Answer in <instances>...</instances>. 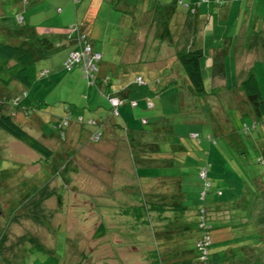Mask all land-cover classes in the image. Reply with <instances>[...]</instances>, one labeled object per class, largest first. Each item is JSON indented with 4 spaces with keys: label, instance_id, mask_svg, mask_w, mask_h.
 Returning a JSON list of instances; mask_svg holds the SVG:
<instances>
[{
    "label": "rangeland",
    "instance_id": "374dc122",
    "mask_svg": "<svg viewBox=\"0 0 264 264\" xmlns=\"http://www.w3.org/2000/svg\"><path fill=\"white\" fill-rule=\"evenodd\" d=\"M163 2L170 4L171 15L161 7ZM95 3L94 0H81L76 5L72 0H0V39L16 41L10 36L8 24L20 28L23 22L58 25L74 21L76 16L78 20H87L90 40L102 50L99 62L108 70L112 64L119 66L115 72L111 70L113 88L124 86L128 91L126 96L117 93L123 101L118 105V113L113 114L107 96L95 84H87L78 65L71 70L63 67L69 51L66 45L40 59L39 43L21 37L23 42L33 44L36 69L45 66L49 72L44 76L36 73L29 85L18 81L8 86L0 84V100L3 110L15 111V120L48 145L52 153L45 157L0 128V264H151L150 254L155 248L160 250L161 259L172 261L174 257L166 256L161 241L163 234H167L163 232L167 219H160L156 211L144 208L142 215L136 217L131 206L142 204L145 198L153 202L156 195H150L151 201L147 194L145 197L150 190L165 196V203L175 201L180 187L186 209L181 214L168 210L164 213L169 221L177 222L169 223L168 229L171 235L179 234L181 247L196 253L193 241L200 234L198 206L211 207L231 200L234 202L230 205L231 212L250 205V213L232 215L234 223H243L234 228H219L220 218H210L213 229L209 263L217 264L233 256L232 250H241L238 247L243 242L241 232L244 224L250 222L263 228L262 235L259 234L262 236L259 253L260 264H264V161H260L264 160V116L254 124L244 92L237 88L234 47L230 54L224 52L223 60L228 65L223 79L228 81L217 78L219 65L215 52L223 27L217 28L212 23L213 30L204 25L197 30L181 24L194 14L205 16L204 3L192 14L178 0H115L116 5L99 0L97 8ZM236 3L237 7L240 3L246 8L247 13L241 10L239 15L245 14L244 19H236L234 9L230 12L223 7L222 13L232 28L236 27L235 20L249 26L245 48L249 43L252 46L246 55L254 64L253 71L264 96V0H236ZM56 5L62 7V12H55ZM124 8L134 9L133 14L126 13ZM15 12L23 14V22L14 16ZM41 12H47L50 18L40 16ZM145 14L148 21L157 18L160 28L162 20L167 27L171 21V31L172 25L177 28L179 23L181 38L188 36L182 51L202 49L199 65L205 93L193 90L182 63L175 54L171 55L172 46H167L166 37L160 42L159 38L151 40V36L142 41L147 25L141 24L140 34L137 25L146 20ZM227 34L226 30L223 39ZM241 37L244 38L243 33ZM201 39L203 45H197ZM180 43L181 39L177 44ZM242 44L243 41L239 54L242 51L244 55ZM19 85L26 90L21 95L24 102L35 106L29 115L18 110L12 101L15 94H22ZM131 99H136L137 105L133 106ZM66 106L73 118L81 114L85 120L94 118L102 123L101 138L92 140L93 126L75 120L69 126L79 128V140L71 141L68 131L60 138L54 123ZM34 116H39L41 122L32 120ZM194 131L199 133L197 137L191 135ZM132 133L135 140L130 137ZM143 148L145 153L157 149L166 154L167 160L145 165L138 160ZM206 160L211 188L206 198L200 199L202 183L198 169ZM218 188L222 189L221 194L217 193ZM257 193L261 196L256 197ZM127 207L129 211L125 210ZM224 208L222 205L217 211L213 208L212 215L221 217ZM101 222L105 232L95 236ZM178 222L190 229L181 230ZM224 261L233 264L227 258Z\"/></svg>",
    "mask_w": 264,
    "mask_h": 264
},
{
    "label": "trees",
    "instance_id": "16d2710c",
    "mask_svg": "<svg viewBox=\"0 0 264 264\" xmlns=\"http://www.w3.org/2000/svg\"><path fill=\"white\" fill-rule=\"evenodd\" d=\"M79 1H81V0L74 2V5H76L77 2H79ZM114 1L115 0H109L111 5H116L114 3ZM179 1L182 2V0H179ZM194 10H195V8H194ZM124 11L129 12L128 9L126 10L125 8H124ZM18 13L22 15L21 21L23 22L24 17H23L22 13H20V12L14 13V16H16ZM8 15L10 16V14H8ZM19 27L20 28H16L14 26H11L10 24H8V26H7L8 30L10 31V36L13 39H16V41L15 40L0 39V84L2 86H8L13 81H18L19 83H22L24 85H29L31 83V81L33 80V78H35L36 73H37V75L38 74L43 75V74H47L49 71V69H46V68H44V70H45L44 73H40V71H42L43 69L36 71V67H35L36 51H35V49H33V46H32L33 44L30 45L31 43L29 44V42H27V41L23 42V40L21 38V37L33 38L34 42H38L39 45H41L42 43L37 38L39 36L36 34L35 31H33L31 29L30 25H28L27 22H23V25L19 26ZM80 28H81V25H80ZM81 30H82V28H81ZM87 38L91 42L90 36L87 35ZM70 39H73V38H70ZM73 41L75 42L74 39H73ZM67 54H66V56H67ZM201 55H202V49L201 48L188 49L187 51L180 50V51H177V53H176L177 59L182 63L184 70H185L186 74L188 75V77L191 81L193 90L199 94L206 92L204 84H203V80H202L201 66L199 65V57ZM66 56L64 57V59L66 58ZM101 57H102V53H101ZM64 59H63V61H64ZM62 64H63V62H62ZM63 67L65 68L64 64H63ZM71 69H67V70H71ZM85 79L87 80L86 77H85ZM99 79H100L99 75H97V83L90 84L89 81L87 80V84L90 86L95 84L98 88V86L101 85V81H99ZM110 83H111V81L109 79V81L106 82V84L109 85ZM239 87L244 92L243 93L244 98L249 103V110H250L252 117L254 119V124H256V121H261L262 117L264 116V96H263L262 91H261L262 89L260 88L259 80H258L255 72L253 71V69H250V71L244 76V79H242V81L240 82ZM98 89L102 91V89H100V88H98ZM23 94H25V92L22 93L21 95H23ZM21 95L15 94L13 96V99H12L13 103L16 106H18V110L19 109H22L23 111L29 110V109L33 110L35 108V106L29 105L28 103L24 102L23 98H21L22 97ZM111 96H115V95H107V99L110 103V107H112V113L114 114L115 113L114 112L115 106L110 101ZM119 98H121V97H119ZM131 100H136V99H131ZM122 101H123V99H122ZM2 103L3 102L0 100V128L5 130L6 132L10 133L11 135H13L15 138L23 141L28 146H30L32 149L41 153L43 156H45V157L50 156L52 153V149L48 145H46L43 141H41L37 137L30 134L18 121L15 120V118H14V116L16 114L15 111H11V112L4 111ZM136 104H137V100L133 106H135ZM118 105L116 106V108H117L116 113H118ZM147 105L150 106L151 104H148V102H147ZM64 111L65 112L59 118H57L55 120V123H54V128L57 130L58 136H59V131H61V130H65V133H66L67 128L69 127L70 123L73 120L77 121L78 123H88L87 122L88 119L85 120L81 114H78L77 117L73 118V116H72L71 112L68 110L67 106H66V109ZM66 113H68L70 115L69 123L67 125H65L66 127L65 126L64 127H58V124L61 122L63 116ZM79 116H81V120L78 119ZM89 119L93 120V122L88 123V124L92 125L93 129L98 128L99 130H101V132L103 134L102 123H100L97 119H94V118H89ZM129 132L130 131L127 132L128 135H129ZM198 134L199 133L195 132V131L191 133V135L193 137H197ZM60 138H62V137H60ZM260 161H264V160L261 158ZM208 163H209V161L206 160L205 162H203V164L199 165V169H198L199 177L201 178V183H202V187L199 191V198L200 199H205L207 193L209 192V190L211 188V181H210V179L207 178L208 174L206 177L207 178L206 180L209 182L208 185L205 184L204 178L200 176V170L203 166L206 167V171L208 173V170H207ZM202 191L204 193L203 197L201 196ZM217 193L221 194L222 189L218 188ZM255 195H256V197L261 196V193H257ZM60 199L61 198L59 197V200ZM160 200L161 199L156 201V199H155V200H153V202H147V201L145 202L144 201L142 204H138V205L134 204L133 206H131V211H136V212H132V213H134V215L136 217L137 216L139 217L142 215V208H144L145 211H156L157 215H159V218L162 219V218L167 217V216H164V214H163L166 210H169V211H172L175 213L177 212V213L181 214L187 207L182 202L172 201L169 203H164V201H160ZM231 203H234V202L233 201L231 202V200H225V202H222L220 204H215L211 207L206 206L204 204L197 207V211H196L197 228L200 230V234L197 235L193 241L194 242L193 248L195 249L196 253L193 254L191 251H189V250L187 251L188 254L190 252V254L193 255V256L191 255L190 257L188 256L189 260L193 262V263L190 262L191 264H210L208 256H209V248L211 247V244H212L211 230L213 229V225L209 221L211 217L212 218L213 217L214 218H220L221 224H219L220 225L219 228H221L223 226H227V228L228 227L234 228L235 226H237L239 224H243V223H234L232 221V219H233L232 215L243 216L241 214L243 212L246 214L250 213V205H249V207H248V205L242 206L241 208L235 210L234 212H231V210H230ZM220 205L225 207L224 208L225 210H223V213H222L223 215L221 217L220 216H213L214 214L212 215V209L215 208L217 211L218 206H220ZM125 210L129 211L130 207L125 208ZM207 212L210 213L209 214L210 216L207 215ZM202 221L204 222L203 226L200 225V223ZM170 222H171V225L174 223L173 221H170ZM246 222H248V221L247 220L244 221V223H246ZM245 226H246V228H245ZM257 226L258 225L256 223H254V225H252V224H250V222L248 224H244V228L242 229V232H241V236H242L243 240H240L243 242H240L238 245L239 249H241V250H237V249L232 250L233 256H231V257L227 256L226 257L227 260L231 261V263H233V264H236V263L260 264L261 263L260 259H262V258H261V255L259 252L261 250L260 245L262 242L260 239L262 236H259V234L262 235V229L263 228L261 229ZM168 227H170V224L167 226V228H165L163 230V232H167L169 239L172 240L170 243L175 244V241H176V238H174L175 235L170 234V232H169L170 230L168 229ZM175 227H176V225H175ZM187 229H190L189 227H187V224H185V226L181 227V230H183V231H185ZM166 230H168V231H166ZM104 232H105V225L103 222H101L96 227L94 235L95 236H101L104 234ZM204 233H207L209 235L210 242L207 245L206 259H201L200 251L197 247V241L203 237ZM188 249H190V248H188ZM228 250H230V249H228ZM151 256H152L151 264H164L163 263L164 261L168 262L167 264H176L177 263L176 258H174L172 261H170L168 258L161 259V257H160L161 252H160V250H158L156 248H155V250L152 251ZM170 257H172V256H170ZM226 258H224L223 260H220L217 264H226L227 261H224ZM167 260H169L170 262Z\"/></svg>",
    "mask_w": 264,
    "mask_h": 264
},
{
    "label": "crops",
    "instance_id": "0c3cea01",
    "mask_svg": "<svg viewBox=\"0 0 264 264\" xmlns=\"http://www.w3.org/2000/svg\"><path fill=\"white\" fill-rule=\"evenodd\" d=\"M94 1L96 2L94 7L97 8V1L99 2V0H94ZM103 1L104 0H101V2H103ZM106 1H109V0H106ZM238 1L240 2V0H238ZM163 3H165V4L162 5L161 7L168 11V15L169 14L171 15L170 12L172 10L170 9V4H168V2H163ZM181 3H183V2H181ZM203 3L205 4L204 8L206 9L205 11L203 10L204 12H206L205 16H203V15H199L198 16V15L194 14L191 18H189V19L186 18L185 22H183L181 24L184 25L186 28H188V26H190L192 28H196L197 30H200L203 25H204L205 28L206 27L212 28V26H211L212 23H213V25L216 24L217 28L220 27V26L223 27V29H222L223 36L221 38L220 37L217 38V41H218L217 46L218 47L216 48V52H215V56H216L215 59L217 60V65H219V67H217L218 68V71H217L218 73H216V71H214V72L217 74L218 80H220V81H228V79L227 80L223 79L225 77L226 73H227L226 72V66L228 65V63L224 62L223 58H224V56H226L225 55L226 50L230 54V51H231L232 47H234V50L232 51V55L236 58V61H235V63H236V65H235L236 66L235 67L236 68L235 76H236L237 82H238V87L237 88L239 90H241V88L239 87L240 82L242 81V79H244V76L250 71V69L254 68V66H253L254 64L251 63L250 58H248L247 55H246L248 53V50L251 48L252 43L248 44V46H247L248 48L247 49L245 48L246 47V41H247V39L245 37V34H246L249 26L245 25L246 26L245 27L244 26V22L240 23V21L235 20L236 21V27L235 28L230 27V25L228 23H226V21H225V14H223L224 12L222 13V9L224 7V9L226 8L227 10H230V12H231L232 9H234V12L235 11L237 12V15H236V19H237V17L238 18L241 17V16H239L241 14L240 13L241 10H243L245 12L246 8H243L240 3H239V7H237L236 0H187L183 4L188 7V9H187L188 13L192 14L193 12L197 13L198 12L197 6H199V5L203 4ZM73 4H74V1H73ZM191 6L194 7L195 10H191V8H192ZM60 7H61L60 5H56V8H55L56 11L55 12H62V7L61 8ZM96 8H94V10H96ZM14 9L15 8H13V11H14ZM133 12H134V9L129 11V13H132V14H133ZM15 13H17V12H15ZM126 13H128V12H126ZM245 13H247V12H245ZM75 14H76V12H75ZM145 15H146L145 18H146L147 21L143 20V19L140 20V17H138V15H136L139 18V20H140V23L138 22V25H137V30H138L139 34H140L139 31L142 29L141 28V24L143 22H145V24L147 25L146 29H145V32H144V35H143V38H142L143 42H146V39L149 36H151V40L159 38V42H160V39H162V37H166L167 40H168L167 41L168 43L166 42L167 46H170V47L172 46L171 47V49H172V54L171 55H174V54L176 55L177 51H180L181 49L184 48V46L186 45L188 36L187 35H183V37L181 38L182 32L180 34L179 23L176 22L177 25H178L177 26L178 29L176 28V26L172 25V31H171L170 30L171 21H170V23H168L169 26L167 27L164 24L165 21L162 20L163 26H162V28H160L161 27V22H159V20L157 18L151 17V19L148 21V19H147L148 16H147V14H145ZM40 16H44V17L47 16L46 17L47 19L50 18L49 17L50 15L47 14V12H41ZM44 17H43V21H45ZM53 17L54 16H52L51 19ZM205 18H206V20H208L207 23H205ZM241 18L244 19L245 18V14L242 15ZM201 21H202V23H201ZM75 22L79 23V25H81L82 30L88 36H90V28H89V25L87 24V20H78L77 16H76V19L74 21H70L69 23L58 24V25H49V24H45L44 22H41L42 24L38 23V22H36L35 24H30V22L29 23L27 22V24L30 25L31 29L33 31H35L36 34L39 36L37 38L42 43L38 47V49H40L39 50L40 59L43 58V57L44 58L47 57L48 54L51 53L50 51H53L57 47H64V45H66V47H67L66 50L70 51L71 47L75 46V42L73 41V39L67 38L66 33H65L66 30H67V27L71 23H75ZM220 22H223L226 25H222ZM173 24H175V20H173ZM230 28H232V29H230ZM212 30H213V28H212ZM226 30L228 31V34H227L226 38L223 39L225 37L224 33L226 32ZM258 30H260V28H258ZM138 33H137V38L139 37ZM242 33L244 34V38L241 37ZM176 35H177V38H176ZM178 37H179V39H181V43L180 44H177L178 41H179ZM54 41H55V45H54ZM138 41H139V38H138ZM174 41H176V44L173 43ZM241 41H243L242 48H245L244 49V51H245L244 55H246V56L241 54L242 51L239 54V44H240ZM48 43L50 44V46L48 45ZM197 43H198L197 45H203L204 39L199 40ZM222 43H223V46L221 47ZM91 44L93 45V47L95 49L101 51V53H102V50L100 48L98 49L96 44L92 43V41H91ZM137 49H139L138 45H137ZM165 52H167V49H166ZM137 53H139L138 50H137ZM102 57H103V54H102ZM102 57H101V59H102ZM140 58H141V56H140ZM101 59H100V61H101ZM35 67H36V63H35ZM44 68H46V67L42 66V67L36 69V71H39L40 69L42 70ZM99 68L100 69H99V74L98 75H99V78H100L99 81H101V85H99L98 88L102 89V91L100 90L102 94H104L105 96H107V95L119 96L117 93H119L120 95L122 94V96H126V94H128V91H127L126 87L122 86L118 90H115L117 88H113V86H112V76H111L112 73H111V70L114 69V72H115L119 68V66L117 64H112L111 68L108 70L106 65L102 64L101 62H99ZM46 69H48V68H46ZM40 73H41V71H40ZM44 75H47V74H43V75L40 74V76H44ZM109 79H110L111 83L109 85H107L106 82H108ZM12 84H13V82H12ZM14 84H18V83L15 82ZM22 86L23 85H19V89L22 90V93H24V92L26 93L25 87H22ZM243 96H244V94H243ZM21 98H23V97H21ZM147 99H149V98L147 97ZM150 101H151V98H150ZM108 105L110 107V103L109 102H108ZM67 108H68V106H67ZM65 109H66V107H65ZM29 110H25L24 113L29 115L32 111L35 110V108L33 110H31V109H29ZM60 116H58V118ZM32 120H36L39 123L41 122V119H40L39 116H36V117L34 116L32 118ZM32 120H30L31 124H32V122H31ZM67 131H68V133H67ZM127 131H128V129H127ZM66 133L71 135V141L79 140V138H80V130H79V128H77L75 126L74 127L73 126L72 127L69 126L67 128V130H66ZM130 137L132 139H134V140L136 138V136H133V133H132V135ZM147 145H148V147L155 149L151 145H149V144H147ZM156 150H154L152 152L147 151L145 153L144 152L145 150L143 148L141 153L138 154V160H142V162H144V164L148 165V166L152 165V163H156V164L157 163L158 164L159 163H164L167 160V159L166 160L164 159V157L166 158V154H163L161 151H156ZM71 156H73V158H74L73 154H71ZM70 159H71V157H70ZM141 180L147 181L149 179H141ZM2 185H3V183H2ZM178 190L179 191H178L177 198H173V199H176L175 201L182 202L183 198L181 199V197L183 196V192L181 190V187L178 188ZM146 194L148 195V198L150 199V201H151L150 195L152 197H154L156 195L157 197L154 198V199L152 198L153 200L161 199L160 201H164V203L167 202V199H166L165 196L160 195V193L156 194L154 190H150L149 192L146 191L145 197H146ZM145 201H146V198H145ZM163 214H164V216H167L165 218V219H167V222L163 226V229H165V228H167L166 225H169V223L171 224V222L169 221L168 215L165 214V213H163ZM175 223H177V222L174 221L173 224H175ZM178 223H180V222H178ZM180 224H181V227L185 226V223L181 222ZM176 226H178V225L176 224ZM174 235H176V234H174ZM178 235L179 234L176 235L177 237L174 236V238H176L175 244H171L170 242L172 240L169 239L168 234H163V237H162L161 241H162V244H164V246H165L164 252H165L166 256H172V257L176 258V260H177L176 264H189L192 261L189 260L188 256L190 257L192 254H190V252L188 254V252H187L188 250L186 248H184V247H181V242H178L180 240V238H178ZM166 247H169V249L166 248ZM152 251H151V253H152ZM150 255H152V254H150ZM166 263H168V262H166Z\"/></svg>",
    "mask_w": 264,
    "mask_h": 264
},
{
    "label": "built area",
    "instance_id": "2783aa9c",
    "mask_svg": "<svg viewBox=\"0 0 264 264\" xmlns=\"http://www.w3.org/2000/svg\"><path fill=\"white\" fill-rule=\"evenodd\" d=\"M74 2L78 0H73ZM60 9V8H59ZM194 10V7L191 8ZM16 17L19 21L22 20V15L17 14ZM67 38H73L75 40V46L69 51L66 58L63 61V64L66 69H71L74 65H78L82 74L87 78L90 84L97 83V75L99 73V61L101 59V52L94 49L91 42L88 40L87 35L83 32L80 28V25L75 22L71 23L66 30ZM45 70L43 69L41 73H44ZM139 78V77H138ZM111 103L115 106L114 112H117L116 106L122 102V99L118 96H111L110 97ZM132 105L136 103V100L130 101ZM150 104V103H148ZM70 115L66 113L61 122L58 124V127H64L69 123ZM81 120V116L78 117ZM88 123H92L93 120L88 119ZM66 127V126H65ZM65 130L59 131V136L64 138ZM102 132L98 128H95L90 133V138L94 141H97L101 138ZM200 176L204 178L205 184L208 185L209 182L206 180L207 178V171L206 167H202L200 170ZM201 196H204L202 191ZM204 222L202 221L200 225L203 226ZM209 235L204 233L203 237L197 241V247L200 251L201 259H206L207 254V245L209 244Z\"/></svg>",
    "mask_w": 264,
    "mask_h": 264
},
{
    "label": "water",
    "instance_id": "95a60500",
    "mask_svg": "<svg viewBox=\"0 0 264 264\" xmlns=\"http://www.w3.org/2000/svg\"><path fill=\"white\" fill-rule=\"evenodd\" d=\"M1 212V211H0Z\"/></svg>",
    "mask_w": 264,
    "mask_h": 264
}]
</instances>
